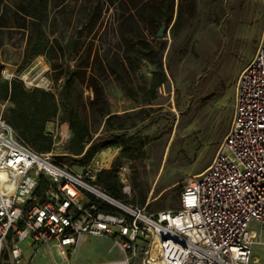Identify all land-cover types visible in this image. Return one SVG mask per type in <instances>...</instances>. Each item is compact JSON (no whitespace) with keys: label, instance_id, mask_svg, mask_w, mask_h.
Here are the masks:
<instances>
[{"label":"built area","instance_id":"built-area-1","mask_svg":"<svg viewBox=\"0 0 264 264\" xmlns=\"http://www.w3.org/2000/svg\"><path fill=\"white\" fill-rule=\"evenodd\" d=\"M36 67L3 77L51 91L47 68ZM55 145L37 152L0 116V263L5 254L22 264L27 240L68 262L87 237L99 236L120 257L98 264H249L256 236L249 225L264 229V24L238 75L228 131L210 164L184 179L178 209L150 213L113 198L95 182L100 168L72 167ZM118 174L124 183L127 168Z\"/></svg>","mask_w":264,"mask_h":264},{"label":"rangeland","instance_id":"rangeland-1","mask_svg":"<svg viewBox=\"0 0 264 264\" xmlns=\"http://www.w3.org/2000/svg\"><path fill=\"white\" fill-rule=\"evenodd\" d=\"M191 1L174 0L175 7L181 4L180 21L174 26V13L169 25L163 24L159 39L164 45L163 62L169 64V74L150 105H141L139 99H130L114 75L105 82L110 111L121 116L129 115L128 124L131 121L136 123L130 131L139 130L141 134L153 137L146 146L144 159L131 161L121 158L117 164V167L124 165L127 168V180L122 182L126 199L145 207L150 213L178 209L184 179L199 174L210 164L225 136L221 137L208 122L212 118V109L233 114L238 75L253 58L264 24V0H194V17H190L188 12ZM118 14L113 5L104 7L99 28L95 36H91L94 49L112 52L118 49ZM52 24L53 21L49 20L45 28L49 36L54 37L56 29ZM160 27L153 30L155 35ZM59 30L67 41L70 28L60 26ZM151 37L148 36L150 41ZM25 41L26 33L0 30V79H5L4 70L20 76L35 64L36 68L46 67V77L52 84L51 92L58 101L63 83L60 69L53 70L45 56H38L25 65L22 61ZM74 62L69 61L71 65ZM153 69L152 65L142 62L140 68L131 74L132 83L142 84V79L149 78ZM205 75L208 77L207 89L213 88L220 79H227L230 83L228 93L213 107H192L193 89L200 84V77ZM80 90L85 105L84 115L92 126L94 136H97L101 134L102 125L97 123L89 108L93 93L85 85H81ZM9 107V102L0 100L2 118L5 119ZM143 107H147V112L140 111ZM45 129L53 135V139L55 137L54 151L64 153L70 136L67 122H61L56 117L46 124ZM118 153V147L101 150L92 159L94 167L111 169ZM177 187L180 188L179 193ZM142 198H145L143 205L140 203ZM249 229L256 233L249 264H264V229H260L256 222H252ZM21 245L22 264H98L120 257L119 251L111 248V239L99 236L87 237L68 262H61L50 246L37 247L31 245L30 240ZM4 256L2 254L0 264H9Z\"/></svg>","mask_w":264,"mask_h":264},{"label":"trees","instance_id":"trees-1","mask_svg":"<svg viewBox=\"0 0 264 264\" xmlns=\"http://www.w3.org/2000/svg\"><path fill=\"white\" fill-rule=\"evenodd\" d=\"M106 5L107 8L113 5L119 12L118 49L114 52L94 49L91 40L99 28ZM188 12L190 17L195 16L194 0ZM174 13L176 26L180 21L181 4L175 7L174 0H0V30L26 33L23 63L26 65L38 56H45L53 70L60 69L59 75L63 78L58 101L51 91L28 89L17 77L10 81L0 79V100L10 103L6 122L37 152L53 148L54 139L46 131V124L56 117L67 122L70 136L64 154L59 158L69 165H88L101 150L118 147L113 167L101 169L95 182L113 198L130 203L122 192L123 184L118 174L121 165L117 167V164L121 158L144 159L146 146L153 137L141 134L139 130L130 131L136 123L131 121L128 124L129 115L121 116L110 111L105 82L114 75L130 99H139L141 105H150L169 74V64L163 62V42L153 30L164 23L169 25ZM49 20L56 29L54 37L49 36L45 28ZM60 26L70 28L67 41L59 30ZM150 35L153 36L151 41L148 39ZM70 60H75L73 65ZM142 62L154 69L149 78L142 79V84L134 85L131 74L140 68ZM207 78V75L200 77V84L193 89L192 107H213L228 93L230 83L227 79L222 78L213 88L207 89ZM81 85L93 93L89 108L97 123L102 125L101 134L97 136L84 115ZM146 108L140 111L147 112ZM232 115L212 109V118L208 122L222 137L228 131ZM176 190L179 193L180 188ZM140 203L143 205L145 198ZM103 208L113 210L105 205Z\"/></svg>","mask_w":264,"mask_h":264},{"label":"water","instance_id":"water-1","mask_svg":"<svg viewBox=\"0 0 264 264\" xmlns=\"http://www.w3.org/2000/svg\"><path fill=\"white\" fill-rule=\"evenodd\" d=\"M162 28H163V24L161 25L160 30H159V32L157 33V37H158V38L161 37V30H162Z\"/></svg>","mask_w":264,"mask_h":264}]
</instances>
